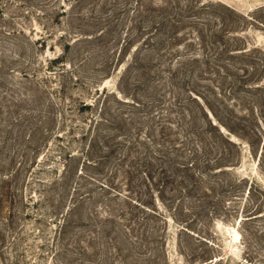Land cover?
I'll return each mask as SVG.
<instances>
[{
  "label": "rangeland",
  "instance_id": "obj_1",
  "mask_svg": "<svg viewBox=\"0 0 264 264\" xmlns=\"http://www.w3.org/2000/svg\"><path fill=\"white\" fill-rule=\"evenodd\" d=\"M213 263L264 264V0H0V264Z\"/></svg>",
  "mask_w": 264,
  "mask_h": 264
},
{
  "label": "trees",
  "instance_id": "obj_2",
  "mask_svg": "<svg viewBox=\"0 0 264 264\" xmlns=\"http://www.w3.org/2000/svg\"><path fill=\"white\" fill-rule=\"evenodd\" d=\"M89 164H91V159L87 160V165H89ZM181 165L182 166H180V167H182L183 170H186L187 172L191 170V166H189V163L186 162V163H182ZM81 173H83V171H81L80 174ZM164 174H165V172H164ZM145 175H146L147 178H149V175H147V173H145ZM166 180H167V182L169 181V175L168 174L166 175ZM75 206H73L71 208V210L74 209ZM209 262H213V260H210ZM213 264H215V263H213Z\"/></svg>",
  "mask_w": 264,
  "mask_h": 264
}]
</instances>
